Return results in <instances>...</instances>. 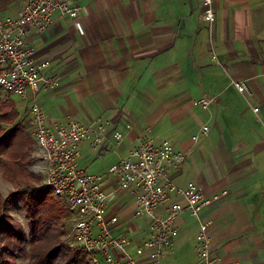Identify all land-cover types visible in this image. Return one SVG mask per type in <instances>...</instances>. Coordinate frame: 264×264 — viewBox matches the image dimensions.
<instances>
[{
	"label": "crops",
	"instance_id": "0c3cea01",
	"mask_svg": "<svg viewBox=\"0 0 264 264\" xmlns=\"http://www.w3.org/2000/svg\"><path fill=\"white\" fill-rule=\"evenodd\" d=\"M25 1L0 0V14L16 15ZM70 2L80 6L83 33L73 19L55 13L44 31L25 39L36 60L50 61L47 73L60 75L54 89L35 97L47 122L67 116L110 122L101 148L79 146V166L102 175L109 191L116 180L107 170L113 156L118 160L145 136L169 140L187 154L168 171L176 185L195 183L206 196L226 191L201 210V219L214 222L211 258L264 264V0H213L212 42L199 0ZM231 80H246L252 94L241 95ZM202 97L213 98L207 109L192 104ZM10 100L30 135L28 109L19 111L28 101ZM202 125L207 133L200 132ZM112 130L122 139L115 140ZM175 200L181 198L172 192L166 204ZM166 204L154 212L165 215ZM134 206L123 194L108 211L119 215L120 231L136 238L149 218L133 216ZM177 225L173 250L159 264H202L198 220L185 209Z\"/></svg>",
	"mask_w": 264,
	"mask_h": 264
},
{
	"label": "built area",
	"instance_id": "2783aa9c",
	"mask_svg": "<svg viewBox=\"0 0 264 264\" xmlns=\"http://www.w3.org/2000/svg\"><path fill=\"white\" fill-rule=\"evenodd\" d=\"M200 18L206 23L212 42L215 12L213 0H199ZM69 17L83 33L78 16L80 6L70 0H26L16 15L0 14V90L8 98L17 95L28 101L26 121L33 140L29 170L42 176L41 188H50L61 202L71 222L72 251H81L98 264H159L173 250L178 234L177 218L187 209L199 222L196 235L197 251L202 264H220L210 256V232L213 219H201L202 207L219 199L226 191L206 196L195 183L185 187L176 185L168 171L186 159V152L176 149L167 139L145 136L125 155L119 157L111 173L116 180L109 191L104 189L100 174L87 172L79 166V146L87 142L91 149L101 148L110 133V122L97 118L91 124L70 116L61 122L49 123L44 108L35 101L38 91L54 89L60 75L47 73L50 61L36 60L35 50L27 45L26 36L44 31L54 14ZM213 59L216 60L213 55ZM233 86L246 98L252 94L246 80H231ZM211 97L194 99L192 104L207 109ZM258 107H253L258 112ZM201 133L208 126L200 127ZM199 132V133H200ZM115 140L123 135L112 130ZM198 133L191 139L195 142ZM174 192L181 200L166 202ZM123 194L134 199L133 216H147V228L136 238L120 231L119 215L108 211L109 202ZM166 204V214L154 210Z\"/></svg>",
	"mask_w": 264,
	"mask_h": 264
},
{
	"label": "trees",
	"instance_id": "16d2710c",
	"mask_svg": "<svg viewBox=\"0 0 264 264\" xmlns=\"http://www.w3.org/2000/svg\"><path fill=\"white\" fill-rule=\"evenodd\" d=\"M31 144L32 138L23 130L16 107L0 99V171L12 184H17V173L24 177L22 166L30 162L27 152ZM16 195L25 207L28 233L6 213L5 205L12 196L3 197L0 192V264H18L17 255L26 264H94L85 253L72 251L61 239L66 211L50 188L26 186Z\"/></svg>",
	"mask_w": 264,
	"mask_h": 264
},
{
	"label": "rangeland",
	"instance_id": "374dc122",
	"mask_svg": "<svg viewBox=\"0 0 264 264\" xmlns=\"http://www.w3.org/2000/svg\"><path fill=\"white\" fill-rule=\"evenodd\" d=\"M6 95L7 94H5L2 90H0V99L2 101H11L10 99H12L16 103H18V102L23 103V100L17 95L11 94V95H9L8 98H5ZM29 106H30L29 104L26 106V108L22 106L21 109H19V111L24 113V112H26L27 109H29ZM22 126L24 127V125H22ZM33 145L34 144H33V140H32L31 147L27 152L30 162H31L30 151L32 150ZM4 160L10 161L9 157H7V156H4ZM114 160H115V158L113 156V161H111V165L107 168L108 171H111L114 169V166L116 164L115 162L118 161L117 159L115 161ZM30 162L28 164H24L22 166L23 167L22 168L23 169L22 174L24 175V177H22L21 174L17 173V178H16L17 184H12L10 182V180L8 178H6V176L3 175L2 172L0 171V192H1V195L3 197L12 196V197H10V199L7 201V203L5 205L6 213L12 218V220L18 222L22 226L26 235L28 233V228H27L28 221L26 219V211H25V207H24L23 202L16 195V192H17V190H21V189L25 188L26 186H28V188H33V189H45V188H41L42 176L39 174H35L31 170H29ZM87 169L89 170V172L93 171L90 168H87ZM11 194H14V195H11ZM54 199L60 204V206H62L65 209L64 205L61 202H59L55 197H54ZM65 211H67V210L65 209ZM62 222H63V235H61V239L64 242H66L67 244H69L71 241V239H70L71 222H70L69 215L67 212H66V216L62 220ZM16 261L18 264H26L27 263L26 260L23 259L19 255L16 256ZM98 264H106V263H104L103 261H100Z\"/></svg>",
	"mask_w": 264,
	"mask_h": 264
}]
</instances>
